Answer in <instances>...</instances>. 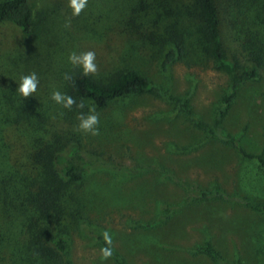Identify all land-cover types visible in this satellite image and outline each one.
<instances>
[{
  "label": "rangeland",
  "instance_id": "obj_1",
  "mask_svg": "<svg viewBox=\"0 0 264 264\" xmlns=\"http://www.w3.org/2000/svg\"><path fill=\"white\" fill-rule=\"evenodd\" d=\"M33 5L30 35L0 23L1 68L9 81L7 90L31 109L29 120L35 122L19 128L28 142L46 138L47 123L56 120L63 126L57 134L79 143L82 160L70 159L84 163L83 176L67 183L60 199L73 264H116L112 257L101 258L102 246L86 226L77 227L79 218L112 235L113 251L123 264H217L197 251L206 242L227 264H264L263 211L222 198L190 201L178 183L216 187L225 195L264 204V168L255 159L193 127L178 106L161 97L128 94L95 108L98 136L76 130L80 110L75 106L64 109L50 98L54 90L70 95L65 72H82L69 63V53L92 50L98 73L90 76L105 79L134 69L154 85L186 98L194 116L211 125L229 78L196 47L197 19L190 0H88L79 16L72 15L68 0H33ZM155 20L159 30L174 24L185 38V53L169 65L167 76L159 69L156 45L150 47L142 36ZM30 72L37 73L39 84L24 98L16 89L20 77ZM5 94L0 91V113L13 112L1 102ZM85 105L87 112L89 103ZM221 132L247 152L261 151L264 67L238 89L222 118ZM0 166L6 170L2 156ZM140 166L147 169H133ZM1 215L8 231L18 230L17 221L10 223ZM165 215L154 226L139 225ZM2 259L5 264H26L22 258Z\"/></svg>",
  "mask_w": 264,
  "mask_h": 264
},
{
  "label": "trees",
  "instance_id": "obj_2",
  "mask_svg": "<svg viewBox=\"0 0 264 264\" xmlns=\"http://www.w3.org/2000/svg\"><path fill=\"white\" fill-rule=\"evenodd\" d=\"M190 4L197 19L196 47L204 58L211 60L229 78V88L222 96L211 125L194 116L186 98L172 95L168 89L154 85L134 69H122L105 79L83 76L82 72L71 73L73 80L67 81L68 92L77 103L82 100L89 105L94 104L97 109L128 94L146 93L164 98L178 106L193 127L219 137L242 157L255 159L264 168V143L259 153L247 152L233 138L221 132L222 118L238 89L245 81L258 77L259 69L264 67V0H190ZM33 8V0H0V23L11 24L21 34L28 36L32 32ZM148 28V33L142 35L144 43L150 47L156 45L159 69L167 76L169 65L185 53L184 35L174 24H167L159 30L157 20ZM229 30L235 42L233 48L228 40ZM1 64L0 58V91L6 93L7 97L1 102L8 104L6 106L13 112L0 113V156L4 157L7 164L6 170H3L6 173L0 166V209L3 213L0 215L8 218L9 222L17 221L19 225L17 231L10 232L5 223L0 221V260L22 258L26 264H73L60 199L63 187L81 180L83 176L84 163L70 159L74 157L82 160L78 154L79 143L68 139L66 135L57 134L63 130V126L56 120L47 123L46 138L28 142L22 136L20 126L31 125L35 121L29 120L31 109L14 98L10 89L7 90L9 81ZM20 109L26 114L19 115ZM133 169L146 170L147 167ZM178 183L190 201L222 198L264 212L263 203L253 202L246 197H231L216 187L203 189L184 181ZM166 217L139 225L154 226ZM77 223V227L80 224L86 226V230L94 235L99 244L105 246L99 228L91 227L86 218H79ZM197 251L211 256L217 264H227L208 242L198 247ZM112 258L116 264H123L114 251Z\"/></svg>",
  "mask_w": 264,
  "mask_h": 264
},
{
  "label": "clouds",
  "instance_id": "obj_3",
  "mask_svg": "<svg viewBox=\"0 0 264 264\" xmlns=\"http://www.w3.org/2000/svg\"><path fill=\"white\" fill-rule=\"evenodd\" d=\"M87 5L88 0H68V7L71 9L73 16H79L81 12L87 7ZM68 61L73 66H78L82 70L83 76H95L98 73L96 53L92 50L79 53L71 52L68 55ZM63 79L65 81H72L73 76L71 73L65 72L63 74ZM38 84L39 77L37 73L30 72L20 77L16 90L21 97L27 98L32 96L33 93L37 91ZM50 98L64 109L72 110L75 106L76 109L80 110L77 112L76 116L78 121L76 126L77 131H81L92 136H98L100 134L98 127L100 120L94 104L88 105L87 112H84L83 109L86 107L84 101L81 100L79 103H77L74 97L66 93H62L59 90L52 91ZM102 238L104 240L105 246L100 248V255L103 260H108L113 255L112 235L107 230H105L102 233Z\"/></svg>",
  "mask_w": 264,
  "mask_h": 264
}]
</instances>
